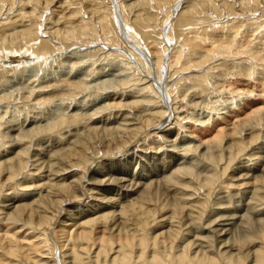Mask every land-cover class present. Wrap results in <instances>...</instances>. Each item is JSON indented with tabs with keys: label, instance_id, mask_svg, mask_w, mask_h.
I'll return each mask as SVG.
<instances>
[{
	"label": "bare ground",
	"instance_id": "bare-ground-1",
	"mask_svg": "<svg viewBox=\"0 0 264 264\" xmlns=\"http://www.w3.org/2000/svg\"><path fill=\"white\" fill-rule=\"evenodd\" d=\"M5 1L0 0V14ZM149 1L161 2L121 3L131 24L138 25L139 31L129 26L130 41L138 49L114 44L128 50L133 63L106 43L110 14L93 10L92 4L80 10L100 21V40L106 44L87 51L70 52V47L99 36L92 38L90 23L77 17L79 10H68L65 1L18 0L19 10L14 7L24 13L22 19L34 18L39 4L47 11L50 7L51 31L36 22L23 24L19 16L0 19V264H264V77L259 74L264 56L240 37L241 31L245 43L238 38L234 49L223 39L214 49L216 40L205 31L185 34L184 29L203 21L200 7L208 0L192 8L182 5L176 18L164 15L152 35L149 19H142L148 15L141 11ZM236 2V10L229 7L233 1L224 7L240 16L248 0ZM38 27L48 38L37 36ZM149 39L154 68L138 52ZM171 39L175 45L167 55ZM62 46L69 55L58 52ZM100 51L104 60L118 57L116 71L124 74L98 71L95 58L83 61ZM28 52L35 70L58 56L67 61V70L57 77L29 76L27 83L8 80L4 62L15 63L9 70L22 76L26 69L17 66ZM232 54L260 60V72L247 57V62L227 60ZM240 76L259 80L261 89L249 78L243 85ZM234 81V90L241 93L237 98L226 87ZM220 91L232 95V102L226 103ZM203 108L209 110L205 115L197 112ZM225 114H232L233 121L222 123ZM228 171L234 173L228 177Z\"/></svg>",
	"mask_w": 264,
	"mask_h": 264
},
{
	"label": "rangeland",
	"instance_id": "rangeland-1",
	"mask_svg": "<svg viewBox=\"0 0 264 264\" xmlns=\"http://www.w3.org/2000/svg\"><path fill=\"white\" fill-rule=\"evenodd\" d=\"M58 1V0H57ZM62 1H65L64 2V6L69 10H73V11H78V15H77V17H80L79 19H82V21L84 20V21H86V22H89L90 24V28H91V34H92V38L94 39L96 36H97V38H98V36H99V40H96V41H92V42H90L89 44H88V42L86 43V44H77L76 43V45L75 46H77V45H79V46H77V47H75V46H73V47H70V50H69V48H67V47H65V46H62L63 47V49H60V51H58L59 53H62L61 55H63V57L66 55L65 53H67V55H69L70 54V52H73V51H75V50H82V51H87V50H89L90 49V47L91 48H100V47H102V44L104 43V42H101L102 40H100L101 38H102V34L100 33V32H102L101 31V23H100V21H96V19H94L95 17L94 16H91L90 14H89V12L87 11V9H81L80 10V8H82L85 4L86 5H91L92 4V8H93V10H96V11H99V12H102V13H104V14H106V13H108V14H110V16L108 17V20H107V22H108V25H107V30H109V29H111V32H108L109 34V36L107 35V37L109 38V40L107 39V41H106V43L107 44H109L110 45V48L112 47L114 50H117L116 48H118V50L117 51H119V52H121V54H122V52H124L125 54H122V57L125 55V56H128L127 58L131 61V63H133V57H132V54L128 51V50H126V49H124L123 47H121V45H117V44H114V42H116V43H120L121 44V42L124 44V45H127V46H129L128 47V49H132V47H134L135 48V51H137V46H136V43L134 42L133 43V41L131 42L130 40H132V38L131 37H129V36H132L131 35V27H129L130 25H132L131 24V19H129V18H131V16H130V13H129V11H128V9L127 8H123L122 10H121V3L123 2V0H62ZM67 1H69L68 3H67ZM79 1H81V3L79 2ZM189 1V2H188ZM199 2V0H161V2L160 3H158L159 1H157V2H155V1H149V2H147L144 6H142L141 7V11H142V14L143 15H148L147 16V19H145V18H142L143 20H151V21H147V22H149V24H150V26H152L151 28H149V30L148 31H150L151 32V34L152 35H154L155 34V31L156 30H158L159 29V27L158 26H156V23H157V21H158V19H160V18H163L164 17V15H166V14H174V17L176 18L177 17V14L179 15L180 13H181V11L183 10V8L184 7H194V6H198V4L200 3V4H203V2H205V1H203V2ZM232 1H233V3H232ZM236 1H238V0H227V2H226V0H208L207 2H205L200 8H202V10L200 11L201 13V16L203 17V21L202 22H200V23H198V25H191V26H194V27H192L191 28V26L190 27H187V29H184V31H186L185 32V34H189L190 33V31L192 30L193 31V29L194 30H197L198 32H204L205 31V33L207 34V36H208V34H211L210 35V37H213V40L215 41L214 43H213V45H214V49H216V48H218L219 46H221V45H219L218 43H220V44H222L221 43V40L223 39V43L225 44V43H227L228 44V46H230V45H232V49H234L233 48V46L235 45V44H237V42L239 43V41H237V39L239 38V36L241 35V32H242V36H240V37H242L243 39H245L246 38V42L247 41H251V43H252V47H253V49H255L256 48V50L259 52V54H263V56H264V47L262 48V46L261 45H263V42L264 41H262L261 39H262V37H263V40H264V34H261L262 33V31H264L263 29H264V15H263V13L261 12V11H263L264 9V2H262V1H264V0H248V6L246 5H244L243 7L244 8H246L245 9V11L243 12V10L241 11L242 13L240 14V16L238 15V14H232V13H230L231 12V10H236V9H238L239 8V5H238V2H236ZM60 2V1H59ZM70 2H73V3H70ZM77 2V3H76ZM95 2V3H94ZM119 2V3H118ZM151 2V3H150ZM209 2V3H208ZM223 2V3H222ZM225 2V3H224ZM254 2V3H253ZM257 2H258V4H257ZM261 2L263 3V4H261ZM4 3H6V4H4L3 6L4 7H6V8H4L3 7V9H2V14H0V19H2L1 21L3 22V21H5L6 19V17H8V19L9 20H15L16 19V16H19L20 18H21V20H20V22L21 23H25V24H28L29 22H31L30 24L31 25H33L35 22L37 23V24H40V26L39 27H41L42 26V29L43 30H45L46 31V28L48 29V31H49V29H50V31L52 30V29H54V27H53V24H49V22H51L50 21V14L49 15H47L48 14V12L50 11L49 9H50V7H48V11H47V8L46 9H42V4H39V5H37L36 7L35 6H33V7H35L36 8V12H35V16H34V18H31V19H28V18H26V15L24 16V18L22 19V17H23V15H24V13H22L21 14V12L20 13H18L19 11V7H17V6H19L17 3H18V0H8V2L7 1H5ZM16 3V4H15ZM75 3V4H74ZM94 3V4H93ZM105 3V4H104ZM107 3V4H106ZM150 3V4H149ZM197 3V4H196ZM219 3V4H218ZM220 3H221V6H220ZM227 3V4H226ZM230 3H232L233 5H229ZM234 3H237L236 4V6H235V4ZM8 4V5H7ZM9 4H11V5H9ZM69 4V6H71L72 8H70L69 6H67ZM70 4H72V5H70ZM164 4V5H163ZM169 4V5H168ZM213 4V5H212ZM217 4V5H216ZM223 4V5H222ZM257 4V5H256ZM261 4V5H260ZM73 5H77L76 7L75 6H73ZM85 5V6H86ZM161 5V6H160ZM176 5V6H175ZM184 7H183V6ZM226 5H229V7L231 6V7H233L231 10L230 9H228V8H226V7H224V6H226ZM250 5V6H249ZM258 5H260V6H258ZM9 6H10V8H9ZM85 6L83 7V8H85ZM95 6V7H94ZM109 6V7H108ZM217 6V7H216ZM261 6L263 7V8H261ZM17 8V9H15V8ZM79 7V8H78ZM145 7V8H144ZM164 7V8H163ZM177 7V8H176ZM217 8V9H214V8ZM219 7V8H218ZM234 7H235V9H234ZM7 8H9V10H7ZM26 8H29V7H26ZM38 8V9H37ZM78 8V9H77ZM109 8V9H108ZM115 8V9H114ZM138 8H140L139 6H138ZM168 8H169V10H168ZM173 8V9H172ZM248 8V9H247ZM251 8H253L252 10H255V11H253V13L250 11L251 10ZM260 8V9H259ZM11 9V10H10ZM14 9V10H13ZM151 9V10H150ZM206 9V10H205ZM250 9V10H249ZM259 9V10H258ZM42 10V11H41ZM117 10V11H116ZM125 10V11H124ZM140 10V9H139ZM161 10V11H160ZM167 10V11H166ZM171 10H173V11H171ZM174 10H176V11H174ZM213 10V11H212ZM215 10V11H214ZM39 11V12H38ZM82 11H84V13L82 12ZM107 11V12H106ZM144 11V12H143ZM180 11V12H179ZM217 11V12H216ZM257 11V12H256ZM11 12V13H10ZM127 12V13H126ZM145 12H147V13H145ZM152 14H151V13ZM162 12V13H161ZM177 12V13H176ZM179 12V13H178ZM204 12V13H203ZM213 12H215L214 14L215 15H213ZM251 12V13H250ZM254 12H256L255 14H254ZM264 12V11H263ZM7 13V14H6ZM16 15H15V14ZM37 13V14H36ZM41 13V14H40ZM79 13H81V14H79ZM88 13V14H87ZM134 13V11H132V14ZM261 13H262V15H261ZM11 14H13V15H11ZM114 14V15H113ZM115 14L117 15V16H115ZM203 14V15H202ZM205 14V15H204ZM218 14V15H217ZM225 14V15H224ZM226 14H229V16L228 15H226ZM245 14V15H244ZM250 14V15H249ZM253 14H254V16H256V17H254L253 16ZM45 17H44V16ZM90 15V16H89ZM176 15V16H175ZM213 15V16H212ZM221 15V16H220ZM234 15V16H233ZM4 16H6V17H3ZM38 16V17H37ZM40 16H42V17H40ZM49 16V17H48ZM123 16H125V17H123ZM230 16H232V17H230ZM236 16V17H235ZM240 17V18H238V17ZM246 16V17H245ZM248 16H250L251 18H249ZM12 17V18H11ZM40 17V18H39ZM88 17V18H87ZM92 19H91V18ZM94 17V18H93ZM149 17V18H148ZM231 19H230V18ZM244 17V18H243ZM262 17H263V19H262ZM42 18V19H41ZM47 18V19H46ZM117 18V19H116ZM128 18V20H126V21H128V24L127 23H125V19H127ZM151 18V19H150ZM209 20H208V19ZM246 18H248V19H246ZM24 19H26V20H24ZM27 19H28V22H27ZM218 21H217V20ZM235 19V20H234ZM243 19V20H242ZM250 19V20H249ZM257 19H258V21H257ZM262 20L263 21V23L262 22H260V20ZM24 20V21H23ZM30 20V21H29ZM43 20V21H42ZM112 20H113V22H112ZM116 20V21H115ZM212 20H213V22H212ZM216 20V21H215ZM241 20H242V22L243 23H241ZM246 20H247V22H246ZM249 20V21H248ZM34 21V22H33ZM47 21V22H46ZM119 21V22H118ZM123 21V22H122ZM206 21V22H205ZM207 21H209V22H207ZM223 21V22H222ZM256 21H257V23H256ZM41 22H44V23H41ZM94 22H97L98 24H95ZM118 22V24H116ZM143 23H145V21H142ZM152 22V23H151ZM212 22V23H211ZM225 22V23H224ZM226 22H227V24H226ZM232 22H235V23H232ZM250 22V23H249ZM254 22H255V25H254ZM33 23V24H32ZM48 23V25H46V24ZM112 23H113V25H112ZM201 23H202V25H201ZM208 23V24H207ZM224 23V24H223ZM245 23V24H244ZM248 23H249V26H248ZM262 23V24H261ZM138 24H142L141 22L140 23H138ZM152 24V25H151ZM207 24V25H206ZM210 24V25H209ZM216 24V25H215ZM231 24H234V25H231ZM239 24H241V26L239 25ZM251 24H253V25H251ZM114 25H116V26H114ZM127 25V26H126ZM203 25H206V26H203ZM227 25H229L228 26V28H227ZM239 25V26H238ZM247 26V28L245 29V27ZM259 27H258V26ZM261 25V26H260ZM49 26V27H48ZM125 26V27H124ZM133 27H135V29L137 30V31H139L137 28H138V25H137V28H136V26H134V25H132ZM195 26H197L196 28H195ZM225 26H226V28H225ZM232 26H235L236 28H234L233 29V27ZM245 26V27H244ZM38 27V28H39ZM94 27V28H93ZM103 27V26H102ZM113 27V28H112ZM118 27V28H117ZM129 27V28H128ZM158 27V28H157ZM200 27H201V29H200ZM213 27H214V30H213ZM230 27H232L231 28V30L229 29ZM241 27V28H240ZM255 29H254V28ZM96 28H98V29H96ZM126 28H127V30L130 32V34H129V32L127 31L126 32ZM190 28V29H189ZM204 28V29H203ZM259 28H261V29H259ZM41 28H39L38 30H39V33H38V37H41V38H48V35L47 34H45V31H43L42 29L40 30ZM95 29V30H94ZM113 29H115V30H113ZM118 31H117V30ZM200 29V30H199ZM206 29V30H205ZM209 29V30H208ZM217 29V30H216ZM227 29H229L228 31H226ZM2 29H1V27H0V31H1ZM98 30V31H97ZM189 30V31H188ZM215 30H216V32H215ZM220 30H221V32H222V34H223V36H221V34H219V32H220ZM235 30V31H234ZM254 30V31H253ZM259 30H262V31H259ZM115 31V32H114ZM213 31V32H212ZM226 31V32H225ZM232 31H234V32H232ZM238 31V32H237ZM241 31V32H240ZM253 31V32H252ZM259 31V32H258ZM99 32V33H98ZM121 32V33H120ZM165 32V31H164ZM189 32V33H188ZM215 32V33H214ZM220 32V33H221ZM228 32V33H227ZM230 32V33H229ZM252 32V33H251ZM258 32V33H257ZM40 33L43 35H40ZM93 33H97L96 35H94ZM117 33H119V34H117ZM214 33V34H213ZM226 33V34H225ZM234 33V34H233ZM247 33V34H246ZM254 33V34H253ZM256 33V34H255ZM100 34V35H99ZM117 34V35H116ZM184 34V33H183ZM232 34H233V36H235V37H233L232 36ZM243 34H246V36L245 35H243ZM252 34V35H251ZM257 34L260 36V38L259 37H257ZM47 35V37H45V36ZM215 37H214V36ZM219 35V36H218ZM229 35V38H226L227 36ZM239 35V36H238ZM255 37H254V36ZM221 36V37H220ZM231 36V37H230ZM245 36V37H244ZM249 36H250V38H249ZM253 36V37H252ZM262 36V37H261ZM218 37H220L219 39L220 40H218ZM115 38H117L116 40H115ZM165 38H166V35H165ZM214 38H216V39H214ZM225 38V39H224ZM234 39V40H232V39ZM248 38V39H247ZM253 38V39H252ZM259 38V39H258ZM118 39H119V41H118ZM236 39V40H235ZM240 39V41L242 42H244L245 43V41L242 39L241 40V38H239ZM258 40V42H257V40ZM152 39H149V40H147L146 42L147 43H145V45L146 46H144L143 45V47L144 48H141L143 51H138V52H142L143 54H144V56H147L148 57V59H149V61H151V60H153V55L151 54V50H153V46H152ZM218 40V41H217ZM230 40V41H229ZM231 40H232V42H231ZM254 40H256V41H254ZM261 40V41H260ZM87 41H88V39H87ZM113 41V42H112ZM121 41V42H120ZM150 41V42H149ZM228 41V42H227ZM234 41V42H233ZM237 41V42H236ZM254 41V42H253ZM260 41V42H259ZM95 42H97V44H95ZM99 42V43H98ZM149 42V43H148ZM180 42H182V41H180ZM229 42H231V43H229ZM240 42V46H241V44L243 43H241ZM258 43V46H257V43ZM106 43H104V44H106ZM112 45H111V44ZM128 43H131V44H128ZM150 43H151V48H150ZM174 43V44H173ZM215 43H216V45L218 46H215ZM233 43H235V44H233ZM36 44H37V42H36ZM36 44H33L34 46L36 45ZM172 44H173V46L175 45V42L171 39V41H170V43L168 44V45H166V49H168L169 47V49L166 51V53H167V55L168 54H170V50H171V48H173V47H171L172 46ZM181 44V43H180ZM224 44H223V46H224ZM227 44H225V46L227 45ZM230 44V45H229ZM131 45V46H130ZM239 45V44H238ZM244 44H242V46H243ZM246 45V44H245ZM261 47H260V46ZM84 46H86V48L84 47ZM89 46V47H88ZM147 46H148V49H147ZM237 46V45H236ZM241 46V47H242ZM256 46V47H255ZM264 46V45H263ZM88 47V48H87ZM141 47H142V44H141ZM235 47V46H234ZM243 47H245V46H243ZM247 47L249 48V46L247 45ZM245 48V50H250L251 48ZM73 48V49H72ZM134 48H133V50H134ZM137 48V49H136ZM146 48V49H145ZM70 51L69 53L67 52L68 50ZM75 49V50H74ZM106 48H104L103 50H105ZM244 49V48H243ZM67 50V51H66ZM114 50H112V51H114ZM109 51H110V49H109ZM128 51V52H127ZM146 51H148V52H146ZM261 51V52H260ZM58 52H56V53H53V54H51V56H58ZM64 52V53H63ZM25 53V52H24ZM252 53V52H251ZM257 53V52H256ZM28 54V56H29V58H27V59H25V58H23L21 61H19V65L17 66V70H19V68H24V69H26V73H23V75L21 76V74H20V72L18 71V73H16V77H14V75H13V73L11 72V70H9V68H10V65L11 66H13L15 63H10L9 64V62H4V64L7 66L6 68V73L7 74H4V76H6L7 77V75H8V80H10V81H14L15 83H20L21 81V83H27L28 81H30V80H32L31 79V77H29V76H37V77H49V76H53L54 75V73L56 74V77H57V75H59V74H62V73H65L66 72V70H67V61L66 62H64L63 60H61L60 59V57L58 56V58L56 59L57 61L56 62H53L52 64H50L49 62H47L48 63V65L46 66V67H48V68H46L44 65H41V67H40V70H42L43 69V66H44V71L43 72H39L40 70H39V68L37 69V70H35V68H33L31 65L32 64H34V55L33 54H31V52H28L27 53ZM57 54V55H56ZM104 54L105 53H102L101 51L100 52H98L97 54H95V56L94 57H91L90 58V56H88V59H87V57H84L83 58V61H87V63H89V61L91 62V60H93L94 58L96 59V64H94L95 65V67H97L99 70L98 71H101L102 73L104 72L105 74H116V73H114L115 71H116V69H118V65H117V63L116 62H113L115 59H118V57L117 58H111V59H106V60H104L105 58H101V57H103L104 56ZM120 54V55H121ZM131 54V55H130ZM150 56H149V55ZM49 55V54H48ZM47 55V56H48ZM32 56V57H31ZM152 56V57H151ZM49 57V56H48ZM98 57V58H97ZM215 57H217L218 58V55H216ZM229 58H227V60H229V61H231V60H244L246 57H247V61H249L248 63H250V64H254V65H256V67H257V70H258V68L259 69H261V66H262V64L260 63V64H258L259 62H261L260 60H258V59H254L253 60V58L252 59H250V57H249V55H247L246 57H244L243 55H240L239 57H241V58H239L238 56L237 57H235V56H233V54L232 55H230V56H228ZM232 59H231V58ZM234 57V58H233ZM243 57V58H242ZM152 58V59H151ZM51 59V58H50ZM49 59V60H50ZM58 59H59V61H58ZM124 59H125V57H124ZM144 59V58H143ZM249 59V60H248ZM27 60V61H26ZM103 60V61H102ZM222 60V59H221ZM246 60H244V61H246ZM253 60V61H252ZM30 61V62H29ZM61 61V62H60ZM62 61H63V63H62ZM99 61V62H98ZM106 61V62H105ZM246 61V62H247ZM24 62V63H23ZM58 62V63H57ZM98 62V63H97ZM143 62L145 63V65L146 66H148V64H147V61L144 59L143 60ZM228 62V61H227ZM8 65H7V64ZM61 63V64H60ZM110 63V64H109ZM50 64V65H49ZM56 64V65H55ZM64 64V65H63ZM113 64V65H112ZM115 64L117 65L116 67H115ZM20 65H22V67L20 66ZM36 65V64H35ZM55 65V67H53ZM99 65H100V68H99ZM150 65V67H152V68H154L153 67V61H151V63L149 64ZM258 65H259V67H258ZM9 66V67H8ZM28 66V67H27ZM30 66V67H29ZM34 66V65H33ZM51 66V67H50ZM61 66H63V68L61 67ZM53 67V68H52ZM58 67V68H57ZM104 67V68H103ZM105 67H106V69H105ZM138 67L140 68V67H142L141 65H139L138 64ZM33 68V69H32ZM144 67H142V69L140 70L141 72V75L143 74V75H145L146 73L145 72H147V71H145V69H143ZM263 68H264V64H263ZM11 69V68H10ZM28 69V70H27ZM49 69V71L47 72V70ZM64 69H66V70H64ZM102 69V70H101ZM103 69H104V71H103ZM32 70V71H31ZM46 70V71H45ZM143 70V71H142ZM0 71H1V69H0ZM10 71V72H9ZM53 71V72H52ZM97 71V72H98ZM108 73H107V72ZM145 71V72H144ZM259 71V70H258ZM257 71V72H258ZM11 73L10 75H9V73ZM34 72H36V73H34ZM48 73V75H47V73ZM100 72V73H101ZM116 72H118V73H120V75L122 74H124V70H119V71H116ZM144 72V73H143ZM260 72V71H259ZM264 72V71H263ZM263 72H261V73H259L260 74V76H262V77H264L263 75H264V73ZM34 73V74H33ZM41 73V74H40ZM30 74V75H29ZM40 74V75H39ZM262 74V75H261ZM13 75V76H12ZM155 75V73L153 74V72H152V77ZM226 76V75H225ZM225 76H222V77H225ZM6 77H5V80H6ZM18 77V78H17ZM20 77V78H19ZM144 77H146L147 79L150 77L148 74H146ZM163 77H166L165 79L167 80L168 78V76H167V73L166 74H164L163 73ZM13 78V79H12ZM109 78V77H108ZM232 78H234V77H232ZM231 77H230V79H232ZM237 78H239L240 80H238L240 83H242L243 85H245L246 83L245 82H248L249 80H250V85L252 84V85H256V86H258L257 87V90H259V89H261V84H259V80H253V78L252 77H250L249 78V76H245V77H242V78H244V79H242L241 78V76L240 77H237ZM245 78H247V80H248V78H249V80L247 81ZM12 79V80H11ZM23 79V80H22ZM154 79H157V77H156V75H155V77H154ZM164 79V80H165ZM246 80V81H245ZM20 81V82H19ZM237 82V81H236ZM235 81L231 84V85H227L226 87H227V89L228 88H233V91H234V94H232L233 96H236L235 98H237V95H241V93L239 92L238 94H237V92L234 90V86H235V84H237L238 85V82L236 83ZM20 83V84H21ZM236 85V86H237ZM228 86H230V87H228ZM232 86V87H231ZM264 86V85H263ZM236 89V88H235ZM250 89V88H249ZM221 93L223 92L224 93V91H220ZM232 92V91H231ZM236 92V93H235ZM222 93V94H223ZM228 92H226V93H224V95L222 96V98L223 99H225V101H226V103H229L230 101L232 102V95H231V97H230V95H229V93L227 94ZM218 94V93H217ZM225 94H227V96H225ZM225 96V97H224ZM229 96V97H228ZM216 96H214V97H212V99L211 100H215L214 98H215ZM217 97H218V95H217ZM216 97V98H217ZM227 97V98H226ZM229 98H231V99H229ZM228 100V101H227ZM237 99H235L234 101H236ZM209 105H211L210 103H209ZM216 105L219 107V108H222L223 106H222V104H217L216 103ZM205 108V107H204ZM198 109L197 110V112H202L203 111V113L201 114V115H205L209 110H207V112L205 111V109ZM223 111V110H222ZM196 113V112H195ZM212 113V112H211ZM201 115H198V116H196L195 115V118L196 117H199V116H201ZM225 116H226V119L225 120H222L221 121V119H220V121L222 122V123H228L229 121L230 122H232L233 121V118H230L231 116H232V114L231 115H229V114H225ZM225 121V122H224ZM170 127V126H169ZM168 126H166L165 128H163V129H167V128H169ZM232 173H234V172H231V171H228L227 172V174H228V177H230L229 175H231Z\"/></svg>",
	"mask_w": 264,
	"mask_h": 264
}]
</instances>
